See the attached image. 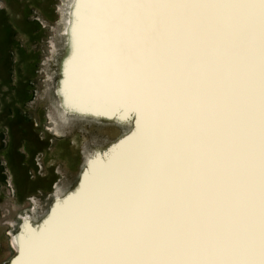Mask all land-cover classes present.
<instances>
[{"label": "bare ground", "instance_id": "bare-ground-1", "mask_svg": "<svg viewBox=\"0 0 264 264\" xmlns=\"http://www.w3.org/2000/svg\"><path fill=\"white\" fill-rule=\"evenodd\" d=\"M162 1L76 0L63 104L99 119L133 115L136 130L91 163L42 235L15 238L13 264H264V0H233L246 10L224 18L250 31L232 40L233 64L205 46L220 22L201 33L203 0L154 13ZM208 54L211 83L201 80Z\"/></svg>", "mask_w": 264, "mask_h": 264}, {"label": "flooded vegetation", "instance_id": "flooded-vegetation-1", "mask_svg": "<svg viewBox=\"0 0 264 264\" xmlns=\"http://www.w3.org/2000/svg\"><path fill=\"white\" fill-rule=\"evenodd\" d=\"M63 4L0 0V264L17 255L7 259L24 216L38 225L56 193L63 199L76 191L90 159L118 140L116 120L64 114L62 59L51 53ZM36 212L46 214L38 221Z\"/></svg>", "mask_w": 264, "mask_h": 264}, {"label": "rangeland", "instance_id": "rangeland-1", "mask_svg": "<svg viewBox=\"0 0 264 264\" xmlns=\"http://www.w3.org/2000/svg\"><path fill=\"white\" fill-rule=\"evenodd\" d=\"M192 1H195V0H186V2H188V3H190V2H192ZM219 1V2H218ZM221 1V2H220ZM229 1V2H228ZM231 1V2H230ZM235 1V0H234ZM241 2L242 1H244V0H240ZM163 2V4L162 5H160L159 7L157 6L156 7V9H154V13H163V12H165V11H167V10H169L168 8H171V4H173L172 2H171V0H163L162 1ZM213 2V3H212ZM203 4H202V6L200 7V9H199V12H198V14L199 15H202V14H206L207 15V12L209 13L207 16H209V19H207V21L206 20H204L205 22H202V24H201V27H202V30H201V33H204V32H209L208 30V28L210 27V24H209V22L210 21H213V20H215V23H218V22H220V23H218L217 25H216V27H214L215 29H214V31L212 32V33H210V34H212V35H210V37L208 38V40H207V42H206V44H205V46L207 45V47H209L210 49L212 48H214L213 50H215V49H222V52L220 51V53L221 54H224L225 55V57L229 60V64H233V62H234V60L237 58V56H235V55H237V48H233V46L231 45V43H232V40L234 39V37L235 36H239V37H241L242 35H245L246 33L248 34V31H249V27L248 26H241V27H239V28H237V30H235L234 31V29H235V27H230V26H228V28H227V26H225L224 27V21H225V19H226V17L230 14V12H231V10L232 9H234L235 11H236V16H237V20H240V18L242 17V13H243V10L245 11L246 10V7L244 8V9H242L243 8V6H240V5H238V6H235V2H233V0H212V1H210V0H203V2H202ZM208 3V4H207ZM217 3V4H216ZM232 3V4H231ZM164 5H166L167 7L165 8V9H162L163 8V6ZM209 5V6H208ZM220 5V6H219ZM222 5V6H221ZM206 6H207V8H206ZM218 6V7H217ZM233 6H235V8L233 7ZM209 7V8H208ZM222 7V8H221ZM237 7V8H236ZM75 8H76V0H64V4L62 5V7H61V9L59 10V13H58V15H57V17H55L56 18V20L55 21H58V23L57 22H55L53 25H54V27L56 28V30H53L54 31V33H52V36L54 35V34H56V35H59L60 37H59V39H60V42L58 41V42H56L57 43V45L53 42V40H52V57L53 58H55L57 61V63H60V59H62V63H61V73H62V76H61V79H60V85L62 84V82H63V76H64V74H63V72L62 71H64V65H66L68 62H69V60H72V59H74L75 58V56L76 55H74L73 57H72V55L67 51L68 49H69V47H71L70 45H72V40H71V36L70 35H72V32H73V22L76 20V16L73 14L74 13V10H75ZM212 9V12H211V10H209V9ZM214 9V10H213ZM207 11V12H206ZM204 12V13H203ZM220 12V13H219ZM242 12V13H241ZM201 13V14H200ZM217 13V14H216ZM225 14V15H224ZM228 14V15H227ZM215 15V16H214ZM227 15V16H226ZM239 15V16H238ZM211 16V17H210ZM214 16V17H213ZM217 16V17H216ZM206 18H208V17H206ZM214 18V19H213ZM218 18V20H216V19ZM225 18V19H224ZM73 19H74V21H73ZM182 19V18H181ZM180 19V20H181ZM211 19V20H210ZM213 19V20H212ZM209 20V21H208ZM217 21V22H216ZM208 24V25H207ZM222 26V27H221ZM221 27V28H220ZM247 27V28H246ZM216 30H217V32H216ZM223 30V31H222ZM248 30V31H247ZM220 31V33H218ZM229 31V32H228ZM238 31V32H237ZM246 31V32H245ZM237 32V33H236ZM250 32V31H249ZM215 33V34H214ZM243 33V34H242ZM218 34H220V36H221V34H223L222 36V38H220L219 39V35ZM226 34H228L229 35V37H228V35H227V38H225L226 37ZM231 34V35H230ZM211 36H213V37H211ZM231 36V37H230ZM233 37V38H232ZM228 38H230V39H228ZM54 39V38H53ZM227 41H226V40ZM217 40V41H216ZM254 39H249V40H247V41H243V43H244V45H246V47H247V51H248V57L249 56H253V52H252V47H251V42L253 41ZM227 42V43H226ZM229 42V43H228ZM248 42H250V43H248ZM193 44V40L191 39V38H186L185 39V41L184 42H182V43H180L179 45H178V47L182 50V49H184V48H187L188 46H191L192 44ZM219 43H221V44H219ZM248 43V44H247ZM214 44H219V46L220 47H215L214 46ZM211 45H212V47H211ZM231 48H230V47ZM228 49H229V51H231V52H228ZM235 49H236V51H235ZM61 51H62V54H61ZM64 51H65V55H63L64 54ZM232 52H235V53H232ZM230 53H232V54H230ZM202 54V53H201ZM230 54V55H229ZM215 59H214V57H213V55H211V54H208V56H207V60L205 61V62H203L204 64H202L203 65V67L205 68L204 69V71L202 72L203 73V75L202 76H204V77H202L201 78V80L203 81V82H209V83H211V82H213L214 80H215V78L216 77H214V76H216V74L215 73H211L210 72V69H211V66H212V64H213V62H215L214 61ZM231 60V61H230ZM67 61V62H66ZM232 62V63H231ZM66 63V64H65ZM221 69V68H220ZM222 73V72H221ZM214 74V76H211V75H213ZM245 74H246V70H245V68H241V69H238V70H236L235 71V73H233V74H231V75H229V78L224 82V86H229V85H232V84H234V83H238V82H240L242 79H243V77L245 76ZM196 77V76H195ZM211 77H212V79H211ZM197 78H195V80H194V83H195V86L196 85H198V82H199V84H200V82H202L201 80L199 81V79L198 80H196ZM214 79V80H213ZM196 81H198V82H196ZM211 81V82H210ZM233 82V83H232ZM232 83V84H231ZM223 85H220V87H222ZM199 86V85H198ZM197 87V86H196ZM60 88V87H59ZM58 88V89H59ZM214 88H215V86H214ZM59 93V92H58ZM237 95V94H236ZM239 99H237V100H240V96L238 95L237 96ZM236 99L234 98V100L236 101ZM237 102V101H236ZM236 102H234V103H236ZM63 106L66 108L67 106L66 105H64L63 104ZM241 111H242V109H243V107H241V108H239ZM238 109V110H239ZM235 113H237V112H235ZM62 114H63V112H62ZM65 115H67V110H66V112L64 113ZM64 114H63V117H65L64 116ZM69 115H71V116H73L74 114H69ZM234 115H236V114H234ZM68 116V115H67ZM115 116V117H114ZM117 116L118 115H116V114H114V115H112L111 117H109L108 119H112V120H116V123H117V125H116V136H117V139H119L120 138V140H119V142L117 141V143L116 144H114V145H112V146H110L108 149H105L104 151H98L97 153H96V155L92 158V159H90V161H89V165H88V167H87V169H86V171H85V173H84V175H86V174H89V175H92L93 174V172L91 171V170H89V166L91 165V163L93 162V161H95V160H102V161H106V157L107 156H110L113 152H114V149H117V147H118V145H119V143H120V141H122L124 138H126L128 135H131L132 133H134L135 132V130H136V128H134L133 127V120H134V116L133 115H126V116H123V121L124 120H126V121H119V120H117ZM66 118V117H65ZM125 118V119H124ZM130 118V119H129ZM101 120V119H100ZM244 128L242 129V134L243 135H245V138H244V141L242 140V143L241 144H243V142H245L246 140H247V138H248V135L250 134V123L248 122L247 124H245L244 126H243ZM135 129V130H134ZM125 135V136H124ZM122 136H124V137H122ZM122 137V138H121ZM115 148H114V147ZM113 148V149H112ZM236 152V151H235ZM108 154V155H107ZM243 156L244 155H240L239 156V158L237 159V164H238V166H240V165H242V163L244 162L243 160H241V158H243ZM227 157L228 156H225V158L224 159H227ZM97 158V159H96ZM246 160V159H245ZM89 171V172H88ZM82 184H80V186L78 187V189L76 190V191H74L73 193H71V194H69L68 196H66V197H64L63 199H60L61 197L59 196L60 194L59 193H56V195L58 196L57 197V200L55 201V203L53 204V206H52V208H51V211H50V213H48L49 215L47 216V217H45L37 226H31L29 223H28V221L30 222V220H28V217H26V216H24V220H25V222L22 224V227H21V231L19 232V233H17V234H12V238H11V244H12V249H13V251H12V253L11 254H9L8 255V257H7V259H10L11 258V256H13L17 251H18V253H17V256L12 260V258L14 257H12L11 258V263L10 264H13L15 261H17L18 259H19V250H20V247L18 246V244H17V242L15 241V238H17V237H25V236H27V235H29V234H35L37 237H39L40 235H42L43 233H44V231L46 230V227H48L47 225L50 223V222H52V220L54 219V217H55V215L56 214H54V209H56V208H60V207H62V206H64L65 204H67L68 202H70L72 199H74L75 197H77L79 194H80V192L82 191ZM59 194V195H58ZM231 203H234V201H232ZM34 205H35V203H34ZM36 206V205H35ZM84 208H86V206H84V207H82V209H84ZM37 213V212H36ZM44 213H37V215H36V218H37V220L39 221V220H41L43 217H44V215L46 214V212H45V214L43 215ZM44 224H45V226H44ZM38 231V232H37ZM39 233V234H38ZM39 235V236H38ZM14 242L16 243V246H18L19 248L17 249V247L14 245ZM18 257V258H17ZM9 264V263H8Z\"/></svg>", "mask_w": 264, "mask_h": 264}, {"label": "water", "instance_id": "water-1", "mask_svg": "<svg viewBox=\"0 0 264 264\" xmlns=\"http://www.w3.org/2000/svg\"><path fill=\"white\" fill-rule=\"evenodd\" d=\"M124 136H125V135H124ZM124 136H122V137H124ZM122 137H121V138H122ZM119 140H120V138H119L117 141H119ZM116 143H117V142H116ZM51 208H52V207H51ZM50 211H51V209H50ZM50 211H49V213H50ZM48 215H49V214H48ZM48 215H47V216H48ZM47 216H46V217H47ZM43 219H44V218H43ZM43 219H42V220H43ZM42 220H41V221H42ZM41 221H39L38 224H39ZM36 226H37V225H36ZM16 256H17V255H16ZM16 256H15V257H16ZM15 257H13L12 260H13ZM12 260H11V261H12Z\"/></svg>", "mask_w": 264, "mask_h": 264}]
</instances>
